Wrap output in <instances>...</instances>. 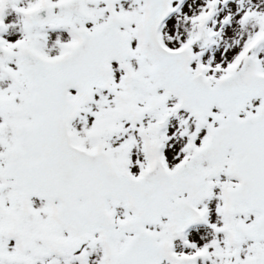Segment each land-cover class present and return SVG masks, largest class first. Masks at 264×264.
Returning <instances> with one entry per match:
<instances>
[{"label": "snow or ice", "instance_id": "snow-or-ice-1", "mask_svg": "<svg viewBox=\"0 0 264 264\" xmlns=\"http://www.w3.org/2000/svg\"><path fill=\"white\" fill-rule=\"evenodd\" d=\"M0 264H264V0H0Z\"/></svg>", "mask_w": 264, "mask_h": 264}]
</instances>
